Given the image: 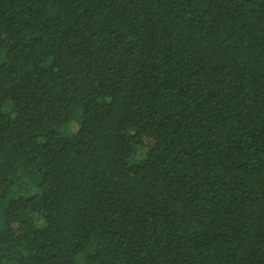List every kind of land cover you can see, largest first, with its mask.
Listing matches in <instances>:
<instances>
[{
	"label": "trees",
	"instance_id": "1",
	"mask_svg": "<svg viewBox=\"0 0 264 264\" xmlns=\"http://www.w3.org/2000/svg\"><path fill=\"white\" fill-rule=\"evenodd\" d=\"M0 264H264V0H0Z\"/></svg>",
	"mask_w": 264,
	"mask_h": 264
},
{
	"label": "rangeland",
	"instance_id": "2",
	"mask_svg": "<svg viewBox=\"0 0 264 264\" xmlns=\"http://www.w3.org/2000/svg\"><path fill=\"white\" fill-rule=\"evenodd\" d=\"M71 127H72V128H73V127H75V129H76V126H75V124H72V125H71Z\"/></svg>",
	"mask_w": 264,
	"mask_h": 264
}]
</instances>
